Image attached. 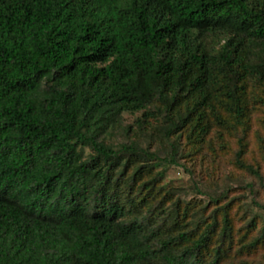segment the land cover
<instances>
[{
	"label": "trees",
	"instance_id": "16d2710c",
	"mask_svg": "<svg viewBox=\"0 0 264 264\" xmlns=\"http://www.w3.org/2000/svg\"><path fill=\"white\" fill-rule=\"evenodd\" d=\"M256 105L264 0H0V264H221L236 231L264 264L263 214L237 230L232 202L207 211L224 195L198 207L158 170L241 133L235 162L260 176ZM154 120L169 158L141 141Z\"/></svg>",
	"mask_w": 264,
	"mask_h": 264
},
{
	"label": "rangeland",
	"instance_id": "374dc122",
	"mask_svg": "<svg viewBox=\"0 0 264 264\" xmlns=\"http://www.w3.org/2000/svg\"><path fill=\"white\" fill-rule=\"evenodd\" d=\"M142 112L124 113L121 126L118 127L108 140L113 142L128 141L137 133V119ZM252 124L246 138V152L243 159L253 164L260 171V176H255L247 169L236 164V151L238 149V131L236 135H220L214 132L208 137L201 148H194L183 141L179 153L176 155L177 163L161 161L158 170L164 171L163 182L168 187H175L182 195V200L197 203V206L209 204V197L224 195L217 204L211 203L207 211L212 212L227 202H232L230 212L235 217V227L242 229L250 218L260 214L264 209L259 205L264 204V105H256L252 111ZM160 120H154L147 125L148 135L142 137L144 146L152 142L151 150L159 151L162 158L170 157V143L163 142L157 136ZM132 125L133 130L129 135L124 133L126 126ZM135 133L134 135L132 133ZM192 153V154H191ZM189 155V156H187ZM197 187L203 193L199 192ZM243 232L236 231L233 247L230 254L223 257L221 264H244L251 261L245 253H239L240 242L245 239ZM242 238V239H241ZM237 252V255L232 257ZM232 254V256H231ZM257 260L264 259V249L254 256Z\"/></svg>",
	"mask_w": 264,
	"mask_h": 264
}]
</instances>
